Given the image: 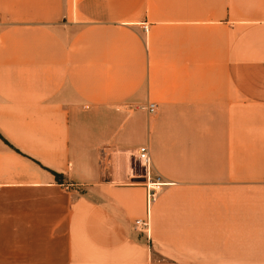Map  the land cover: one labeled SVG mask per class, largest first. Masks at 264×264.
I'll return each instance as SVG.
<instances>
[{
	"label": "crops",
	"instance_id": "0c3cea01",
	"mask_svg": "<svg viewBox=\"0 0 264 264\" xmlns=\"http://www.w3.org/2000/svg\"><path fill=\"white\" fill-rule=\"evenodd\" d=\"M0 264H264V0H0Z\"/></svg>",
	"mask_w": 264,
	"mask_h": 264
},
{
	"label": "built area",
	"instance_id": "2783aa9c",
	"mask_svg": "<svg viewBox=\"0 0 264 264\" xmlns=\"http://www.w3.org/2000/svg\"><path fill=\"white\" fill-rule=\"evenodd\" d=\"M149 112L153 113L154 112V106L149 107ZM141 169L144 172V175L147 176V180L149 177L150 180V174H151V169H152V164H151V159H150V154L149 151L146 147H140L135 155L133 156ZM155 182L153 183H147L146 184V202H147V208H150V205L154 201L156 195H157V189L160 187L159 183V178H155ZM139 227H146L148 229V221L145 223H142L141 221H136L135 222V229Z\"/></svg>",
	"mask_w": 264,
	"mask_h": 264
}]
</instances>
